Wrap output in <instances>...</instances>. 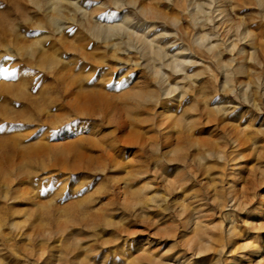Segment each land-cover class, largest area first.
Returning <instances> with one entry per match:
<instances>
[{"label":"rangeland","instance_id":"rangeland-1","mask_svg":"<svg viewBox=\"0 0 264 264\" xmlns=\"http://www.w3.org/2000/svg\"><path fill=\"white\" fill-rule=\"evenodd\" d=\"M78 1L88 19L56 34L44 0H0V264H181L197 217L217 241L189 264H264V0H214L202 30L124 0L177 16L156 30L199 61L192 82L167 77L189 88L170 101L136 55L88 36L112 0Z\"/></svg>","mask_w":264,"mask_h":264},{"label":"bare ground","instance_id":"bare-ground-1","mask_svg":"<svg viewBox=\"0 0 264 264\" xmlns=\"http://www.w3.org/2000/svg\"><path fill=\"white\" fill-rule=\"evenodd\" d=\"M28 1L40 9L39 3L34 2V0ZM161 1L166 4L168 10H175L176 8L182 9V12L186 14L188 19L193 23L195 30H202L204 26L212 24V15L214 13L217 12L219 14L218 16L221 15L219 10H215L213 4L214 0ZM44 2L46 7L48 6L47 11L54 15V17L48 18L46 24L49 28H52L56 34H61L69 23H76L77 20L85 22L88 19V13L81 1L44 0ZM260 5L262 6L261 3ZM110 6L112 11H118L116 20L110 22L107 18L102 21H94V17H92L91 19L93 22L86 30L90 39L103 43L108 49L119 55L125 57L131 54L136 55L139 60L138 63H130H132L135 69L145 71L151 78V82L158 87L159 92H161L160 97H163V100L170 101L174 96H177L175 94H180L176 99L180 100L184 97L182 90L185 91L189 88H183L179 83H169L167 77L171 76L174 79L179 78L182 81L192 82V78L195 77V75L194 72H189L188 69L190 67L198 68L199 61L192 56L187 46L182 42H178L179 39L176 37L174 31L164 27L165 29H161L157 32L155 23L156 19L162 18L176 28L179 24L177 16L168 18L166 15H162L158 12L156 8H145L134 1L126 2L124 0H112L110 1ZM126 10H129V12ZM150 16H152V18H150ZM213 29L215 30V28ZM214 38L215 36L208 33H197L195 44L205 49L207 52H210L217 47L216 42L213 40ZM227 41L228 40H226V42ZM227 45L230 49L233 48L232 41H229ZM119 65L120 64L114 65V68H117ZM125 65L126 64H122V66ZM196 96H194V98ZM134 99L136 104L141 101L151 104L154 100V96L151 91H148L147 95L143 96L140 94ZM161 100L162 99H160V101ZM158 116L160 118L164 117L162 112H160ZM183 117L184 115L181 119H183ZM215 155L217 160L223 159L219 153ZM158 201L161 205L164 204L163 198L157 199V202L153 200L154 203H158ZM227 204V207L231 209L235 205V202L230 199ZM198 219L199 217L194 219L196 222L193 223L192 226L196 232H199L195 233L188 242V248H191L192 253L188 259L181 258V264H189L192 259L197 260L199 257H202V255L204 256V254L212 250L213 245L217 241L215 235L212 236L208 234L209 230L201 226ZM191 222L190 220L187 224L189 225ZM233 226L234 222H231L229 227L224 230V235H229ZM213 228L215 229V227ZM201 230L205 231V235H201ZM224 248L225 245L222 244L218 248V252L224 254ZM216 262L217 261H215L214 264H218Z\"/></svg>","mask_w":264,"mask_h":264}]
</instances>
